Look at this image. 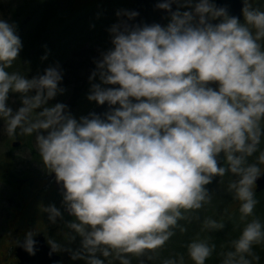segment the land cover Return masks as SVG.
I'll use <instances>...</instances> for the list:
<instances>
[{
  "label": "clouds",
  "instance_id": "9594fccd",
  "mask_svg": "<svg viewBox=\"0 0 264 264\" xmlns=\"http://www.w3.org/2000/svg\"><path fill=\"white\" fill-rule=\"evenodd\" d=\"M254 3L242 0L241 21L216 0H161L163 26L130 25L139 13L118 10L107 29L111 47L88 77L87 99L108 110L79 118L67 104L49 103L65 91L58 63L31 78L27 69L9 70L23 44L16 25L0 18V132L34 136L43 168L63 188V212L54 204L42 211L51 224L66 212L64 239L70 245L79 237L75 249L48 239L51 252L84 264H145L195 222L186 255L207 264L217 248L211 234L232 213L201 212L214 207L208 185L228 177L239 234L221 245L219 264L259 261L264 219L255 212L254 186L264 175V10ZM35 235L29 230L15 244L34 254ZM161 264H185V256Z\"/></svg>",
  "mask_w": 264,
  "mask_h": 264
},
{
  "label": "rangeland",
  "instance_id": "374dc122",
  "mask_svg": "<svg viewBox=\"0 0 264 264\" xmlns=\"http://www.w3.org/2000/svg\"><path fill=\"white\" fill-rule=\"evenodd\" d=\"M130 4V0H0V18L16 25V33L23 44L19 53L20 61L14 63L13 68L9 70L24 71L27 69L26 75L31 78L37 72L42 74L49 65L58 63L63 71V79L59 86L63 87L65 91L63 94H58L49 103L62 102L67 104L69 111L77 118L87 114L95 105L94 101L87 99L90 87L88 77L95 68L94 59L99 58L100 52L111 47L107 29L117 22L116 12L118 10H130ZM254 6L264 10V0H255ZM38 40L47 45L45 51L47 58L41 59L45 53L36 55L32 62L28 53H31ZM44 48L42 49L44 50ZM19 103V100H16L12 106L18 107ZM0 127H2V123H0ZM14 139L21 140L24 145L35 142L34 136L10 138L0 132V153L6 152ZM227 182L228 177H225L223 183L217 184L214 180L212 184L208 185L216 193L214 207H208L201 212V215L219 214L225 210L232 213V219L229 221L235 223L232 229L235 238L239 234V227L237 226L239 204L233 201L227 193ZM256 198L259 203L255 212L264 219V196ZM1 201L0 195V203ZM187 227V232L180 233L179 241L176 243L166 242L164 247L159 250L158 255L152 260L146 261L145 264H161L162 254L166 255L171 250L182 249L188 239L198 231L199 225L194 222ZM217 233L211 234L213 242L217 238L220 239V235L216 236ZM226 235L224 242L229 238ZM221 237L223 238V236ZM230 240L232 239H229L228 242ZM60 242L65 247L75 249L78 247L79 237L70 245L64 237ZM228 242L226 245H222L227 248ZM218 252L219 249L216 248L215 253ZM255 252H258V246L255 247ZM175 253H173L174 256L177 255ZM179 254H184L185 264H192L186 255V249ZM74 262L72 260L66 264H74ZM80 264H84V261L81 260ZM132 264H138V261L133 260Z\"/></svg>",
  "mask_w": 264,
  "mask_h": 264
},
{
  "label": "flooded vegetation",
  "instance_id": "af4514ba",
  "mask_svg": "<svg viewBox=\"0 0 264 264\" xmlns=\"http://www.w3.org/2000/svg\"><path fill=\"white\" fill-rule=\"evenodd\" d=\"M137 2L130 0V10L135 9ZM167 22L166 17L164 25ZM46 49L47 45L38 40L31 53H28L29 58L33 62L35 56L43 55ZM14 143L19 145L14 146ZM56 185L54 174L48 173L42 166L35 142L24 145L21 140L14 139L7 151L0 153V264H19V246L15 241L22 242L24 234L29 230H36L34 239L43 236L47 245L50 238L58 242L62 240L64 232L68 231L64 221L71 217L64 212V221L58 218L56 224H51L47 213L42 211L43 207L54 204L63 212L62 195L57 193ZM254 191L256 197L264 196V190L257 191V185ZM55 253L60 256V264L72 262L68 252ZM80 262L76 260L74 264Z\"/></svg>",
  "mask_w": 264,
  "mask_h": 264
},
{
  "label": "water",
  "instance_id": "95a60500",
  "mask_svg": "<svg viewBox=\"0 0 264 264\" xmlns=\"http://www.w3.org/2000/svg\"><path fill=\"white\" fill-rule=\"evenodd\" d=\"M161 2V0H138L137 6L134 11H137L139 15L133 20L128 21L130 25L132 24H152L159 23L164 25L165 18L168 13L165 10L158 9L156 4ZM217 6L226 7L230 15H234L239 19H242V1L241 0H216ZM177 5H172V10L176 9ZM218 21H213L216 23ZM111 87V86H110ZM108 110L107 104L105 105H95L91 112L97 114H102ZM19 145V143H14V146ZM257 191L264 190V175H261L256 181ZM63 188L61 184H57V192L62 194ZM35 253L29 254L22 247L18 248V257L20 259L19 264H60V257L51 252L50 246L46 244L45 238L43 236H38L36 239Z\"/></svg>",
  "mask_w": 264,
  "mask_h": 264
},
{
  "label": "trees",
  "instance_id": "16d2710c",
  "mask_svg": "<svg viewBox=\"0 0 264 264\" xmlns=\"http://www.w3.org/2000/svg\"><path fill=\"white\" fill-rule=\"evenodd\" d=\"M259 209V207H258ZM233 221H229L225 228L222 231H219L216 236L220 235V239L217 238L216 241L214 242L217 245V249H219V252L222 250L221 249V245L225 244L228 242L229 239H233L234 238V232L232 231V229L234 228L233 226L235 225V223H232ZM227 234V235H226ZM229 236V238L224 242L225 237L224 236ZM179 236H180V232L177 231V233L168 241L169 242H174L176 243L177 241H179ZM223 236V238L221 237ZM185 249V247L183 246L182 249L180 250H171L169 254L163 255V258H167L169 256H174L173 253L175 254H179L180 252L182 253L183 250ZM216 252V251H215ZM213 253V256L207 261V264H219V257L217 256V253ZM260 259L259 261H255L254 264H264V246H258V252L256 253Z\"/></svg>",
  "mask_w": 264,
  "mask_h": 264
}]
</instances>
